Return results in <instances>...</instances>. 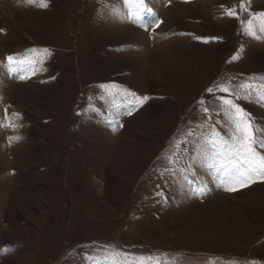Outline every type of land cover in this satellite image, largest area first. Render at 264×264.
I'll list each match as a JSON object with an SVG mask.
<instances>
[{
	"label": "rangeland",
	"instance_id": "rangeland-1",
	"mask_svg": "<svg viewBox=\"0 0 264 264\" xmlns=\"http://www.w3.org/2000/svg\"><path fill=\"white\" fill-rule=\"evenodd\" d=\"M46 3L0 0V264H264V181L211 166L219 97L264 128V0Z\"/></svg>",
	"mask_w": 264,
	"mask_h": 264
},
{
	"label": "snow or ice",
	"instance_id": "snow-or-ice-1",
	"mask_svg": "<svg viewBox=\"0 0 264 264\" xmlns=\"http://www.w3.org/2000/svg\"><path fill=\"white\" fill-rule=\"evenodd\" d=\"M28 3H34L35 0H27ZM127 2V0H125ZM142 3L143 0H140ZM41 7H47L46 0H40ZM243 8V3L241 4ZM151 11V9H148ZM227 15L234 16L236 13L234 10H229ZM257 15L264 16V13ZM160 21L155 22V26H159ZM261 31H264V25L261 26ZM2 31V30H0ZM246 35H255L252 28V20L247 21L245 26ZM204 42H208L209 38H200ZM215 39V38H212ZM47 52V49L44 50ZM233 60L236 56L232 57ZM7 60L11 62L13 57H7ZM21 79H24L22 76ZM249 89V95L251 94V86L242 85ZM209 93L212 89H207ZM220 91L228 92V89L221 86ZM231 95V93H229ZM240 97L237 96V99ZM141 103L147 101L148 97H139ZM223 106L224 114L231 119L234 125V131L232 133V141L227 144L222 154L220 155L221 163L217 164L215 161L211 166L216 167L218 171H222L224 178L228 182L229 187H225V191L235 192L241 188L248 187L250 184L255 183L257 179L264 181V154H261L258 149H264V128L254 127V122L250 119V113H248L239 104L235 103L234 100L219 97ZM208 109L205 108V112ZM131 115V112H129ZM193 135V134H190ZM16 139H19L17 137Z\"/></svg>",
	"mask_w": 264,
	"mask_h": 264
},
{
	"label": "bare ground",
	"instance_id": "bare-ground-1",
	"mask_svg": "<svg viewBox=\"0 0 264 264\" xmlns=\"http://www.w3.org/2000/svg\"><path fill=\"white\" fill-rule=\"evenodd\" d=\"M3 10V9H2ZM105 31V30H104ZM192 93V92H191ZM193 94V93H192Z\"/></svg>",
	"mask_w": 264,
	"mask_h": 264
}]
</instances>
